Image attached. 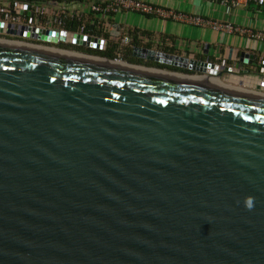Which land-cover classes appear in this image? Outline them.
<instances>
[{
  "label": "water",
  "instance_id": "water-1",
  "mask_svg": "<svg viewBox=\"0 0 264 264\" xmlns=\"http://www.w3.org/2000/svg\"><path fill=\"white\" fill-rule=\"evenodd\" d=\"M131 54L180 75L0 45V264H264V98Z\"/></svg>",
  "mask_w": 264,
  "mask_h": 264
},
{
  "label": "built area",
  "instance_id": "built-area-1",
  "mask_svg": "<svg viewBox=\"0 0 264 264\" xmlns=\"http://www.w3.org/2000/svg\"><path fill=\"white\" fill-rule=\"evenodd\" d=\"M206 2H218L231 8L254 5L264 8V0H204ZM122 12H132L144 16L155 17L164 21L183 23L197 27L210 28L214 31L226 34H241L247 38L264 43V31H251L234 26L226 22L213 21L198 15L186 14L163 6L143 2L141 0H0V45L17 44L28 50H35L45 53L59 54L69 53L74 55L83 48V58L95 59L102 57L89 51H105L109 42L118 44V53L113 59L102 57L110 61L124 63L121 60V52L129 47L131 52L135 46L130 45L131 36L127 32H121L115 27L114 17ZM74 24V29L71 25ZM89 26L93 32L88 33L85 28ZM29 28L32 31H40L42 36L45 33L61 34L63 41L55 43L47 40H40L31 36L23 37L9 33L10 31H22ZM113 30V32H111ZM73 35H84L99 40V48L78 46L71 43ZM56 37V38H57ZM152 43V41H151ZM152 49L166 52L163 49V40L153 42ZM150 44V43H149ZM139 47V46H138ZM20 48V47H17ZM72 49L67 51V49ZM223 63V64H222ZM220 65H224L221 61ZM259 75L257 74L254 86L256 94L264 97V57L258 61ZM233 69L231 67H227ZM231 75V74H230ZM246 75V74H243Z\"/></svg>",
  "mask_w": 264,
  "mask_h": 264
},
{
  "label": "crops",
  "instance_id": "crops-1",
  "mask_svg": "<svg viewBox=\"0 0 264 264\" xmlns=\"http://www.w3.org/2000/svg\"><path fill=\"white\" fill-rule=\"evenodd\" d=\"M141 1L213 21L230 23L253 32L264 31V8L252 4L231 8L218 2L204 0ZM113 22L121 32H127L131 38L134 35L140 44L139 47H149L154 45L153 42L163 40L162 46L170 54L180 56L189 53L190 57L218 64L223 61L226 67L242 70L243 73L239 75L223 72L221 77L210 80V83L227 90L260 96L255 92L257 87L254 83L257 74L259 75L258 61L260 57H264V43L237 33L226 34L210 28L164 21L132 12L117 14ZM204 50H207L206 54L202 53ZM243 52L252 55L250 63L239 62L240 54Z\"/></svg>",
  "mask_w": 264,
  "mask_h": 264
},
{
  "label": "trees",
  "instance_id": "trees-1",
  "mask_svg": "<svg viewBox=\"0 0 264 264\" xmlns=\"http://www.w3.org/2000/svg\"><path fill=\"white\" fill-rule=\"evenodd\" d=\"M74 24L71 25V29H74ZM85 31L88 33L93 32V30H91V28L89 26H87L85 28ZM132 34V33H131ZM131 38V37H130ZM130 45L132 46H139L140 44L137 43V41L135 40L134 35L132 36L131 40H130ZM147 45V44H146ZM165 49V48H163ZM118 44L114 43V42H109L108 46L106 47L105 51H89L90 53H94L96 55H100L102 57H106L109 59H113L116 57V54L118 53ZM166 51V50H164ZM168 52V51H166ZM169 53V52H168ZM122 56H130L131 55V50L129 47L124 48V50L121 52ZM129 61V60H128Z\"/></svg>",
  "mask_w": 264,
  "mask_h": 264
},
{
  "label": "flooded vegetation",
  "instance_id": "flooded-vegetation-1",
  "mask_svg": "<svg viewBox=\"0 0 264 264\" xmlns=\"http://www.w3.org/2000/svg\"><path fill=\"white\" fill-rule=\"evenodd\" d=\"M79 50H80V52L82 51V53L86 52V50H84L83 48H81ZM121 60H123L125 62L127 61L128 63H131V64L140 65L141 67H144L145 69H149L152 71H157V72H162V73H165L164 70L179 72L178 70H174L172 68L165 67L163 65H157V64H154V63L149 62V61H143L141 59H137L136 57L132 56V54L130 56H124V57L121 56Z\"/></svg>",
  "mask_w": 264,
  "mask_h": 264
},
{
  "label": "bare ground",
  "instance_id": "bare-ground-1",
  "mask_svg": "<svg viewBox=\"0 0 264 264\" xmlns=\"http://www.w3.org/2000/svg\"><path fill=\"white\" fill-rule=\"evenodd\" d=\"M4 45H8V46H12V47H20V48H25L24 46H22V45H17V44H4ZM59 54H61V55H66V56H71V57H77V58H83L82 56H80V55H74V54H69V53H62V52H59ZM90 60H96V59H90ZM115 65H119V66H123V67H128V66H126V65H124V64H121V63H118V62H115ZM128 68H132V67H128ZM135 70H141V69H138V68H135ZM153 72V71H152ZM158 73H161V74H164V73H162V72H158Z\"/></svg>",
  "mask_w": 264,
  "mask_h": 264
},
{
  "label": "rangeland",
  "instance_id": "rangeland-1",
  "mask_svg": "<svg viewBox=\"0 0 264 264\" xmlns=\"http://www.w3.org/2000/svg\"><path fill=\"white\" fill-rule=\"evenodd\" d=\"M72 49H67V51H71ZM73 51H75V52H78L77 54H80V55H82L83 53H85V52H83L82 53V51L81 52H79V51H76V49L75 50H73ZM85 54H87V53H85ZM121 56H122V54H120ZM165 71V73L164 74H166V73H177V74H179L180 75V73H178V72H175V71H167V70H164ZM182 74V73H181Z\"/></svg>",
  "mask_w": 264,
  "mask_h": 264
}]
</instances>
